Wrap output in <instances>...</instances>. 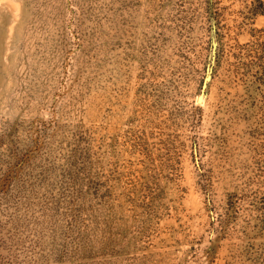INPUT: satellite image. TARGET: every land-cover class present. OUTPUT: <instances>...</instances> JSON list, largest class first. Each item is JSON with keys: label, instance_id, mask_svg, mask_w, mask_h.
Returning <instances> with one entry per match:
<instances>
[{"label": "rangeland", "instance_id": "rangeland-1", "mask_svg": "<svg viewBox=\"0 0 264 264\" xmlns=\"http://www.w3.org/2000/svg\"><path fill=\"white\" fill-rule=\"evenodd\" d=\"M259 1L0 0V264H264Z\"/></svg>", "mask_w": 264, "mask_h": 264}, {"label": "water", "instance_id": "water-1", "mask_svg": "<svg viewBox=\"0 0 264 264\" xmlns=\"http://www.w3.org/2000/svg\"><path fill=\"white\" fill-rule=\"evenodd\" d=\"M216 51H217V44L215 43V44L213 45V52H214V53H213V60L215 59ZM209 80H210V76H208L207 79H206L205 82H204L203 90H202L201 94L199 95V101L201 100L202 97H205L206 90H207V88H208Z\"/></svg>", "mask_w": 264, "mask_h": 264}, {"label": "trees", "instance_id": "trees-1", "mask_svg": "<svg viewBox=\"0 0 264 264\" xmlns=\"http://www.w3.org/2000/svg\"><path fill=\"white\" fill-rule=\"evenodd\" d=\"M259 5L260 6H263L264 3L259 1ZM260 13H262L264 15V10H260L259 11ZM264 32V31H263ZM263 45V44H262ZM261 66H260V70H259V75H260V78H258V80H260V82H263L264 81V54L262 55L261 57Z\"/></svg>", "mask_w": 264, "mask_h": 264}]
</instances>
